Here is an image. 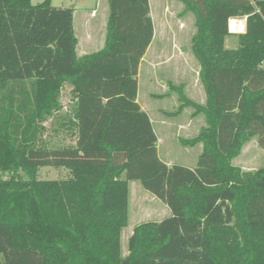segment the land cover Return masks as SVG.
<instances>
[{"label":"trees","instance_id":"16d2710c","mask_svg":"<svg viewBox=\"0 0 264 264\" xmlns=\"http://www.w3.org/2000/svg\"><path fill=\"white\" fill-rule=\"evenodd\" d=\"M180 1L195 16L206 95L199 105L173 87L179 111L205 118L182 141L202 145L193 169L160 158L137 101L154 37L149 0H108L104 47L81 58L74 9L0 0V171L12 175L0 179V264H264V167L233 164L251 140L264 146V0L259 12L248 0ZM244 17L237 47L226 48L229 20ZM44 167L70 177L40 180ZM133 181L172 215L137 226L123 256Z\"/></svg>","mask_w":264,"mask_h":264},{"label":"rangeland","instance_id":"374dc122","mask_svg":"<svg viewBox=\"0 0 264 264\" xmlns=\"http://www.w3.org/2000/svg\"><path fill=\"white\" fill-rule=\"evenodd\" d=\"M45 0H32L33 5H38ZM54 7L71 8L76 12V26L78 27L80 17L95 10L97 18L92 19V26H99L105 21L109 14L108 0H51ZM155 12H161L158 18L169 23L158 25L157 37L153 50H158L159 61L168 59L167 69L161 68L152 73L150 55L143 61L140 72L139 94L141 102L148 108V104H154L153 121L157 129L160 158L170 165H179L187 168H195L198 158L202 152V145L190 148L185 147L183 140L196 137L202 127L205 126L203 115L194 116V108L186 107L180 110L179 93L173 87L187 89L189 95L195 98L194 103L204 99L203 86L200 82V66L192 53V38L196 33L195 16L185 12V5L180 0H153ZM166 14H165V13ZM95 16V15H94ZM183 22L184 24H180ZM97 28H100V27ZM79 29V27H78ZM104 31V37H105ZM77 37L80 36L79 30ZM225 47L235 49L237 47V36L231 35L226 39ZM87 53L95 50H86ZM82 48L77 47L78 58L82 57ZM179 52L183 53L182 56ZM154 72V71H153ZM70 89L65 87L62 93L61 104L65 114L71 105ZM205 93V92H204ZM196 103V104H197ZM206 103V101H205ZM53 118L44 124L48 138L51 142H57L61 137H53ZM167 126H162L161 122ZM159 122V125H158ZM184 124L190 131L188 134L179 135L175 128ZM233 164L243 170H257L264 167V146L257 139L251 140L242 149L240 154L233 160ZM12 175L0 171V179H10ZM37 177L40 180H67L70 177L69 170L65 168L44 167L38 170ZM20 178L27 179L23 172ZM172 215L170 209L159 199L153 197L146 191L140 182L133 181L129 184V223L122 232L121 250L123 256L128 255V242L134 229L142 223L161 222Z\"/></svg>","mask_w":264,"mask_h":264},{"label":"crops","instance_id":"0c3cea01","mask_svg":"<svg viewBox=\"0 0 264 264\" xmlns=\"http://www.w3.org/2000/svg\"><path fill=\"white\" fill-rule=\"evenodd\" d=\"M149 4H150V12H151V18H152V21H153V25H154V37H153V41L150 45V47L148 48V51L146 53V55L144 56L142 62H141V65H140V70H139V75H138V84L140 82L139 78H140V72H141V69H142V65H143V61H145V59L147 58V56L150 55V65L152 67V73L155 74L157 71V68L158 69H162V70H166L167 69V64L169 63L168 62V59L164 60V61H159L158 60V55H159V51L158 50H153V46L155 44V40H156V37H157V28H158V25H162V24H167L169 23L168 20H165L163 21L161 18H158L157 17V14L161 16V12L160 14L155 12L154 10V7H153V0H149ZM108 5H109V2H108ZM165 13V12H164ZM166 14V13H165ZM76 12H74V27H75V33H76V37L78 36L77 35V31L79 30L80 32V36L77 37V40H78V45L77 47H80L82 48V57L86 56V55H89V54H92V53H96L100 50L103 49L104 47V44H105V39H106V33H107V22H108V17H109V14L107 16V18L105 19V21L101 24V26L98 25V23L94 24L92 26L91 22H92V19H96L97 18V13L95 10H92L90 13L88 14H85L83 16L80 17V22H79V29L78 27L76 26ZM95 15V16H94ZM245 21V20H244ZM180 24H184L183 22H180ZM100 27V28H97V27ZM245 26H246V21H245ZM104 31L106 32L105 33V37H104ZM95 50V51H92V52H88L86 50ZM179 55L182 56L183 53L179 52ZM154 71V72H153ZM199 74V73H198ZM185 96L191 100L192 102H194L195 98L191 97L189 95V92L187 91V89L183 90ZM203 96H204V99H202V101H200L199 105H204L205 104V101H206V95L204 93V89H203ZM139 105L141 106L142 110H144L150 117V120L152 122V125H153V128H154V131L156 133V136L158 138V143L159 141L161 140L159 138V135H158V132H157V129H156V125H155V122L153 121V115L155 114L154 113V109L156 106L154 104H148V108L142 104L141 102V97H140V94H139V89H138V99H137ZM161 122V125L162 126H167V124H165V122H162V121H159ZM159 122H158V125H159ZM203 128V127H202ZM176 132H178L179 135L181 134H188V131L184 124H179L176 128H175ZM187 140V138H185ZM158 147V145H157ZM158 153H159V148H158ZM168 164V163H167ZM170 165V164H168Z\"/></svg>","mask_w":264,"mask_h":264},{"label":"built area","instance_id":"2783aa9c","mask_svg":"<svg viewBox=\"0 0 264 264\" xmlns=\"http://www.w3.org/2000/svg\"><path fill=\"white\" fill-rule=\"evenodd\" d=\"M250 2V4L252 6L255 7L256 11L259 12V7H258V0H248ZM247 17H244V18H232L229 20V23H228V29H229V33L232 34V35H237V34H240V33H243L245 32L246 30V26L244 28V31L242 32V30H239L238 29V24L240 22H242L243 20L246 21ZM234 27V29H233Z\"/></svg>","mask_w":264,"mask_h":264},{"label":"bare ground","instance_id":"6f19581e","mask_svg":"<svg viewBox=\"0 0 264 264\" xmlns=\"http://www.w3.org/2000/svg\"><path fill=\"white\" fill-rule=\"evenodd\" d=\"M238 29L239 30H242V32L244 31V28H245V21L243 20L242 22H240L239 24H238ZM233 29H234V27H233Z\"/></svg>","mask_w":264,"mask_h":264}]
</instances>
